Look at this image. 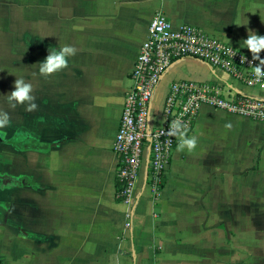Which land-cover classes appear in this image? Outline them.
I'll list each match as a JSON object with an SVG mask.
<instances>
[{"label":"crops","instance_id":"1","mask_svg":"<svg viewBox=\"0 0 264 264\" xmlns=\"http://www.w3.org/2000/svg\"><path fill=\"white\" fill-rule=\"evenodd\" d=\"M158 11L251 56L249 30L264 35V0H0V109L10 113V144H0V264H264L254 222L264 214L263 121L205 105L189 134L197 148L176 146L158 193L145 159L132 204L117 196L114 145ZM59 44L77 54L45 77L39 63ZM17 78L33 85L36 110L10 107ZM182 79L264 98V84L184 57L157 86L152 127L165 123L166 95Z\"/></svg>","mask_w":264,"mask_h":264},{"label":"built area","instance_id":"2","mask_svg":"<svg viewBox=\"0 0 264 264\" xmlns=\"http://www.w3.org/2000/svg\"><path fill=\"white\" fill-rule=\"evenodd\" d=\"M231 50V51H229ZM194 57L219 68L249 87L264 84L253 73V57L243 49L210 35L201 27H173L162 11L153 16L148 37L140 47L131 71L132 84L125 96L114 150L118 157V198L132 204L142 165L146 159L148 183L155 193L161 188L178 140L167 134L174 119L188 125V135L205 105L241 117L264 122V98L225 93L213 81L182 79L171 84L163 105L165 123L151 126L149 113L157 86L173 62Z\"/></svg>","mask_w":264,"mask_h":264},{"label":"clouds","instance_id":"3","mask_svg":"<svg viewBox=\"0 0 264 264\" xmlns=\"http://www.w3.org/2000/svg\"><path fill=\"white\" fill-rule=\"evenodd\" d=\"M240 25L239 20L236 23ZM74 30H78L74 26ZM246 48L250 50L253 61H259V64H254L253 73L257 80L264 78V59L260 58V53L264 51V35H258L255 31L249 30L247 39L243 40ZM78 49L74 45L59 44V48H50L49 54L45 60L39 63V72L45 77H49L68 67L69 58L77 54ZM231 51V50H229ZM33 85L26 82L22 78H17L14 82V90L8 95L10 107L15 108L17 104L24 105L26 111H34L38 105L35 103L36 97L32 95ZM151 114L149 113V120ZM10 121V113L0 109V128L5 127ZM226 128H231V123L225 125ZM188 125L182 119H174L169 125L167 134L176 137L178 140L177 150L188 153H193L198 145V137L196 135H188Z\"/></svg>","mask_w":264,"mask_h":264},{"label":"rangeland","instance_id":"4","mask_svg":"<svg viewBox=\"0 0 264 264\" xmlns=\"http://www.w3.org/2000/svg\"><path fill=\"white\" fill-rule=\"evenodd\" d=\"M9 127H8V124L3 127V128H0V144L4 145V144H8L6 143L5 141L6 140H9L10 139V136H9ZM2 147V146H0ZM4 172L0 170V177H2L0 179V181L2 182L4 178ZM248 216V215H247ZM254 222L257 226V229H256V236L260 239L264 238V214H260L257 218H254ZM263 251H264V247L262 248Z\"/></svg>","mask_w":264,"mask_h":264},{"label":"trees","instance_id":"5","mask_svg":"<svg viewBox=\"0 0 264 264\" xmlns=\"http://www.w3.org/2000/svg\"><path fill=\"white\" fill-rule=\"evenodd\" d=\"M5 142L8 143V144H10V139L9 140H6ZM162 184H163V181H162Z\"/></svg>","mask_w":264,"mask_h":264}]
</instances>
